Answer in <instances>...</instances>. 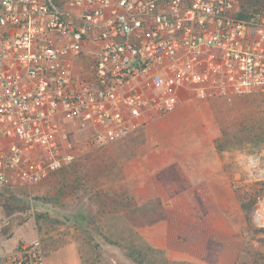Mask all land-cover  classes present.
Wrapping results in <instances>:
<instances>
[{"label":"built area","instance_id":"1","mask_svg":"<svg viewBox=\"0 0 264 264\" xmlns=\"http://www.w3.org/2000/svg\"><path fill=\"white\" fill-rule=\"evenodd\" d=\"M241 3L0 0V188L42 181L79 147L122 138L189 92H264V11L242 16ZM0 264H47V254L20 241L0 248Z\"/></svg>","mask_w":264,"mask_h":264},{"label":"rangeland","instance_id":"2","mask_svg":"<svg viewBox=\"0 0 264 264\" xmlns=\"http://www.w3.org/2000/svg\"><path fill=\"white\" fill-rule=\"evenodd\" d=\"M62 125L72 140L85 138L79 124ZM175 160L193 177L208 173L213 204L196 207L215 206L223 214L221 226L231 235L226 247L239 250L235 264H264V92H189L168 113H145L126 136L102 147H79L71 164L42 181L0 188V248L39 240L56 264H71V250L81 264H137L127 253L128 247H146L138 229L167 219L175 206L147 176ZM156 250H145L147 264H201L172 261Z\"/></svg>","mask_w":264,"mask_h":264},{"label":"crops","instance_id":"3","mask_svg":"<svg viewBox=\"0 0 264 264\" xmlns=\"http://www.w3.org/2000/svg\"><path fill=\"white\" fill-rule=\"evenodd\" d=\"M160 158L163 159V156ZM135 161L139 166L142 163L140 157ZM154 163L145 162L149 166L158 165ZM211 168L215 169L216 173H225L224 167ZM208 170L206 167L205 171ZM206 175L208 173L203 177L191 176L185 166L177 160L166 162L149 173V182L164 199H174L176 210L175 206L174 209L169 206L167 219L139 228L137 232L141 243L164 251L172 261L201 264L236 263L239 250L234 251L226 247L225 238L231 235H225L221 226L224 222L223 214L218 213L215 206L200 209L196 207L201 201H211V181ZM164 190L167 192H162ZM210 203L213 204L212 201ZM71 252L70 263L81 264L74 256L75 252ZM56 263L53 255L47 256V264Z\"/></svg>","mask_w":264,"mask_h":264},{"label":"trees","instance_id":"4","mask_svg":"<svg viewBox=\"0 0 264 264\" xmlns=\"http://www.w3.org/2000/svg\"><path fill=\"white\" fill-rule=\"evenodd\" d=\"M252 10H263L264 11V1L263 0H248L247 3H245V4L242 3L241 4V10H240L239 14L242 16H245ZM137 237H139V234L137 235ZM145 250L147 252H151L152 254H154V252L157 251L156 248H153L149 245H146V247H142V248L128 247L127 255L129 258H131L137 264H147V261L145 258L147 253L145 254ZM161 251L162 250H160V252Z\"/></svg>","mask_w":264,"mask_h":264}]
</instances>
